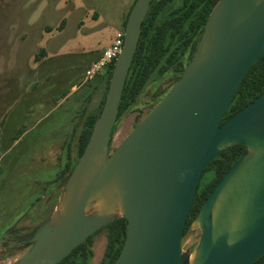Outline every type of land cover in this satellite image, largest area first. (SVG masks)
Wrapping results in <instances>:
<instances>
[{
	"label": "water",
	"instance_id": "obj_1",
	"mask_svg": "<svg viewBox=\"0 0 264 264\" xmlns=\"http://www.w3.org/2000/svg\"><path fill=\"white\" fill-rule=\"evenodd\" d=\"M152 1H135L85 150L52 215L29 238L7 246L31 244L14 264H59L120 218L126 236L114 264H254L264 256V92L222 123L264 57V0H219L181 77L112 150ZM236 145H244L242 155L185 230L205 169ZM197 232L196 246L185 250Z\"/></svg>",
	"mask_w": 264,
	"mask_h": 264
},
{
	"label": "rangeland",
	"instance_id": "obj_2",
	"mask_svg": "<svg viewBox=\"0 0 264 264\" xmlns=\"http://www.w3.org/2000/svg\"><path fill=\"white\" fill-rule=\"evenodd\" d=\"M134 2L0 0V236L13 224L34 227L52 215L62 190L58 176L76 156L84 120L98 112L105 91L100 77L84 83L85 71L124 30ZM180 4L168 6L161 19ZM174 82V70L151 77L119 118L112 150ZM106 244L105 230L92 238L88 264L102 263ZM28 249H0V264H14Z\"/></svg>",
	"mask_w": 264,
	"mask_h": 264
},
{
	"label": "trees",
	"instance_id": "obj_3",
	"mask_svg": "<svg viewBox=\"0 0 264 264\" xmlns=\"http://www.w3.org/2000/svg\"><path fill=\"white\" fill-rule=\"evenodd\" d=\"M175 1L153 0L150 5L149 12L143 22L138 48L122 94L117 123L119 118L133 106L143 92L145 85L154 74L163 75L169 70H174L175 82L181 77L185 67L193 57L208 16L219 0H179L181 4L175 7L168 17L161 19L164 10ZM133 5L124 20V28ZM65 22V19L61 21L60 29L65 25ZM49 31H51V28H49ZM45 52L46 50L42 48L40 54L44 56ZM101 55L102 52L97 59ZM96 60L94 59L93 62ZM114 64L115 61L108 67L104 75L96 77H100L105 81V91L98 112L87 116L84 120V126L79 134L77 159L75 163L83 154L91 136L94 122L101 112ZM166 92L167 90L160 92L157 97L161 98ZM263 92L264 57L247 73L222 123L254 101ZM117 123L115 124L113 133H115ZM243 150L244 145L233 146L215 158L205 169L186 222L185 230H187L215 185L220 181L226 171L240 158ZM75 163L66 164L62 176L63 182L71 173ZM126 224L127 221L124 218H120L102 228L90 236L59 264H88L89 257L92 253L90 249L91 240L103 230L107 232V244L101 264H114L125 240ZM254 264H264V256Z\"/></svg>",
	"mask_w": 264,
	"mask_h": 264
},
{
	"label": "built area",
	"instance_id": "obj_4",
	"mask_svg": "<svg viewBox=\"0 0 264 264\" xmlns=\"http://www.w3.org/2000/svg\"><path fill=\"white\" fill-rule=\"evenodd\" d=\"M124 45V30L118 32L111 44L106 47L99 59L91 63L84 75V83L92 81L97 76L105 74L108 67L116 61Z\"/></svg>",
	"mask_w": 264,
	"mask_h": 264
},
{
	"label": "flooded vegetation",
	"instance_id": "obj_5",
	"mask_svg": "<svg viewBox=\"0 0 264 264\" xmlns=\"http://www.w3.org/2000/svg\"><path fill=\"white\" fill-rule=\"evenodd\" d=\"M175 83V82H174ZM174 83H173V85H174ZM173 85H171V87L173 86ZM171 87H170V89H171ZM169 89V90H170ZM167 89H165V90H162L161 92H163V91H166ZM169 90H167V92L169 91ZM166 92V93H167ZM166 93L162 96V98L166 95ZM161 98V99H162ZM161 99H160V101H161ZM159 101V102H160ZM158 102V103H159ZM157 103V104H158ZM150 113V112H149ZM1 157V156H0ZM76 158H77V154H76V156L73 158L72 156L70 157V159L68 160V163H75V161H76ZM63 172H64V170H63ZM63 172H62V174L61 175H59L58 177H59V181L61 182V184H60V186H59V189H61L62 188V185L64 184V182H63ZM61 192V191H60ZM59 192V193H60ZM18 222V221H17ZM17 222H15V223H17ZM42 222H40L39 224H37V225H35L34 227H32V226H30V225H26V226H23L22 228L20 227V226H15V224H13V225H11V227L10 228H8L7 230V232H5V234H6V236L4 237V233L0 236V239L1 238H3L4 239V243H2L1 244V246L3 247V249L2 250H4V251H6V250H12V249H21V248H12V249H10V248H8L7 246L10 244V242H21V241H23V240H25V239H27V238H29V236L36 230V228L41 224ZM31 247V244H28V245H26L25 247H22V248H30Z\"/></svg>",
	"mask_w": 264,
	"mask_h": 264
},
{
	"label": "crops",
	"instance_id": "obj_6",
	"mask_svg": "<svg viewBox=\"0 0 264 264\" xmlns=\"http://www.w3.org/2000/svg\"><path fill=\"white\" fill-rule=\"evenodd\" d=\"M114 37H115V36H114ZM111 42H112V41H111ZM110 44H111V43H110ZM110 44H109V45H110ZM109 45H107V46H105V47H108Z\"/></svg>",
	"mask_w": 264,
	"mask_h": 264
}]
</instances>
